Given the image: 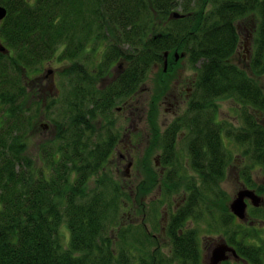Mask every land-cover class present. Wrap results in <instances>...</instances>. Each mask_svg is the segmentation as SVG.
Wrapping results in <instances>:
<instances>
[{
	"label": "trees",
	"instance_id": "obj_1",
	"mask_svg": "<svg viewBox=\"0 0 264 264\" xmlns=\"http://www.w3.org/2000/svg\"><path fill=\"white\" fill-rule=\"evenodd\" d=\"M0 5L7 9L0 22L6 49L0 52V264H202L204 235L234 245L245 263L264 264L259 225L264 204L241 220L220 185L232 164L243 163L239 176L245 188L264 192L252 176L258 167L264 171L259 81L264 0H0ZM251 13L258 19L256 29L247 28L255 48L242 67L233 59ZM166 53L170 70L181 53L196 77L189 109L162 137L166 170L157 182L162 198L153 202L168 206L171 241L162 253L151 227L135 222L144 205L138 200V210L128 211L123 200L129 203L132 190L108 178L106 167L120 139L116 109L156 65L165 64ZM53 63L67 64L56 72V92L44 85L51 76L46 66ZM111 73L115 77L106 84ZM224 101L237 106L239 128L218 124ZM48 122L57 136L50 147L41 146L37 165L27 154L28 141L32 130ZM182 132L184 150L178 143ZM189 172L200 182L187 179ZM180 194L186 197L175 211L169 205ZM156 218L153 209L150 225L159 233Z\"/></svg>",
	"mask_w": 264,
	"mask_h": 264
},
{
	"label": "rangeland",
	"instance_id": "obj_2",
	"mask_svg": "<svg viewBox=\"0 0 264 264\" xmlns=\"http://www.w3.org/2000/svg\"><path fill=\"white\" fill-rule=\"evenodd\" d=\"M246 20L247 22L245 21L243 25V28L246 29L241 37L238 55L233 59V62L239 63L242 67L251 59V54L254 52L255 48L254 35L252 31L247 28L256 29L258 25V19L255 13H251ZM168 56H165L167 66L165 67V64L156 65L141 88L116 109L117 122H115V124L120 130V139L116 147L115 156L111 159V164L109 163L110 165L106 167L110 172V174L107 175L108 178L109 176L113 177L123 184L126 188V192L132 190L130 193L131 198L129 199L130 204L126 200H123V202L128 204L126 209L130 211L129 209L137 208L138 200H140V204L144 205V212H141L140 217L136 218L135 222H139L142 219L152 230L153 227L150 225L151 223L149 220V213L151 210L155 209V214L157 215L156 219L160 220L159 224L163 223V227L166 225L164 220L166 219L167 221V212H163L161 206L153 203L154 199L162 198L158 192L159 184L157 183L161 170H163V167H161V158L163 154V150H161L162 137L174 119L182 116L186 109H188V98L194 99V90L192 87V81L196 77L194 69L188 64L185 56H182L181 53H176L175 57L178 64L170 70ZM64 65L67 64L64 63L59 65L53 63V67L46 66L45 74L51 76L49 79L46 78V81H44L46 83L44 85H48V89L52 92H56L55 81L57 82L59 78L57 73L63 69ZM118 66L119 65H116L115 67L118 68ZM246 70L255 78L248 68H246ZM49 71H52V74H50ZM106 77L108 79L106 81L107 84L115 77V74L111 73L110 76L108 75ZM259 81L264 87V77L259 78ZM32 83V81L28 82V86L30 85L31 87L29 91H35ZM100 87H103V85H100ZM31 102L32 99L28 100V104ZM219 108L216 116L218 124L225 122L237 128L240 127V117L239 114H237V106L235 104L224 101L219 103ZM103 123L104 124L96 122L95 128L99 129L102 125L105 126V121H103ZM47 124L49 126L46 129L40 128L32 130L31 137L28 141L27 154L33 157L37 165L39 164L41 146L47 145L50 147L53 144V140L56 138L55 136H57L55 124H50L49 122ZM47 124L45 123V125ZM188 135L191 137V134ZM187 142L189 143V138ZM178 143L181 145H179V148L184 150L186 146L185 132H182ZM178 152L180 155L181 151L178 150ZM122 156H127V159L123 161ZM128 163H130V166L127 165ZM242 168H244L243 163H239V165L235 167L232 164L225 182L220 184L221 189L227 192L229 196V206L238 192L246 187L239 176V173H242ZM252 176L253 181L258 185H262L261 187L264 188V171L258 167L252 173ZM187 179L197 183L200 182V178L195 177L193 172H189ZM95 181V178L91 180V189L94 188ZM185 195L183 196L182 194L183 197H181V194L175 196L169 207L173 209L175 204L176 207L180 201L183 200ZM258 196L264 201V192L258 194ZM165 204L169 203L166 201ZM251 207L250 204L247 209V216ZM155 236L158 237V244L155 248L162 247L160 251L165 253L170 246L169 243H166V241H169L168 238L166 235L162 237L161 233H156ZM203 237L207 245L208 242L221 238L212 235H204ZM155 248H153V250Z\"/></svg>",
	"mask_w": 264,
	"mask_h": 264
},
{
	"label": "water",
	"instance_id": "obj_3",
	"mask_svg": "<svg viewBox=\"0 0 264 264\" xmlns=\"http://www.w3.org/2000/svg\"><path fill=\"white\" fill-rule=\"evenodd\" d=\"M7 9L0 5V22L6 17ZM175 18L183 17L179 13L174 14ZM0 52L6 53V49L3 44L0 42ZM168 56V53L165 54ZM178 59V56H177ZM167 66V61L165 62V67ZM44 129L48 128V125L43 126ZM250 201L254 207H260L264 201L261 197H259L254 191L243 188L241 189L236 197L230 203V210L231 212L236 215L239 219L245 220L247 218V209H248V202ZM232 251L235 253L234 249L228 247V245L224 244L223 242L220 243L218 247H216L211 255L210 264H221L227 259L226 253Z\"/></svg>",
	"mask_w": 264,
	"mask_h": 264
},
{
	"label": "flooded vegetation",
	"instance_id": "obj_4",
	"mask_svg": "<svg viewBox=\"0 0 264 264\" xmlns=\"http://www.w3.org/2000/svg\"><path fill=\"white\" fill-rule=\"evenodd\" d=\"M50 74H52L51 72H49ZM191 99V98H190ZM190 99L188 98V100L190 101ZM189 109V107H188ZM186 109V111L188 110ZM187 113V112H186ZM115 156V155H114ZM127 156H122L123 158V161L126 158ZM113 163H114V160H113ZM130 163H128L127 165H129ZM158 164V162H157ZM130 166V165H129ZM162 167V166H161ZM164 170H166L164 167H163V170H161V175H160V178L161 176L163 175L162 173L164 172ZM160 180V179H159ZM158 180V181H159ZM158 192H160V188L158 190ZM255 192V191H254ZM256 193V192H255ZM257 194V193H256ZM185 194H183L184 196ZM258 195V194H257ZM162 196V195H161ZM186 197V196H185ZM185 197H184V200H185ZM161 198H157V199H154V201H159ZM172 203V202H171ZM248 204L250 206L251 202L248 201ZM264 204V203H263ZM176 205V204H175ZM180 203L175 207V211L176 209L179 207ZM248 206V207H249ZM252 207H254L252 204H251ZM264 206V205H263ZM163 212L166 211V206H163ZM163 215V214H162ZM168 216L169 214L167 213V221H168ZM167 221L166 219L164 220V222H166L167 224ZM254 225V222L252 223ZM250 223V225H252ZM161 225V231L159 233H161L162 237H164L166 235V225L163 227V223L160 224ZM163 231V232H162ZM165 232V233H164ZM149 233H152L153 236H155L156 233H154L152 231V229L149 230ZM166 237L168 238L169 241H166V243H169L170 244V238L166 235ZM155 238L158 240V237L155 236ZM223 242L224 244L228 245V247L234 249L235 253L232 252V251H229L226 253L227 255V259L222 262L221 264H248V263H245L242 259V257L240 256L239 254V251L237 250L238 248H236L234 245H230L229 243H227L226 240H222L221 238L219 240H213L212 242H208V245L205 243V241H202V264H210V258H211V255H212V252L213 250L218 247L220 245V243Z\"/></svg>",
	"mask_w": 264,
	"mask_h": 264
}]
</instances>
